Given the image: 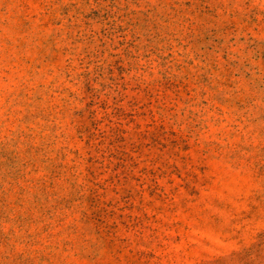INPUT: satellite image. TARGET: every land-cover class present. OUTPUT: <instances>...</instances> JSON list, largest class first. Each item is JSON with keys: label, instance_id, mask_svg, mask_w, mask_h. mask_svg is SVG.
Wrapping results in <instances>:
<instances>
[{"label": "rangeland", "instance_id": "374dc122", "mask_svg": "<svg viewBox=\"0 0 264 264\" xmlns=\"http://www.w3.org/2000/svg\"><path fill=\"white\" fill-rule=\"evenodd\" d=\"M0 264H264V0H0Z\"/></svg>", "mask_w": 264, "mask_h": 264}]
</instances>
